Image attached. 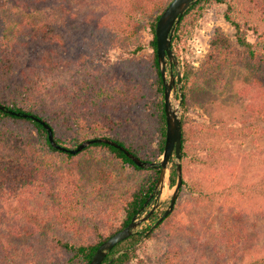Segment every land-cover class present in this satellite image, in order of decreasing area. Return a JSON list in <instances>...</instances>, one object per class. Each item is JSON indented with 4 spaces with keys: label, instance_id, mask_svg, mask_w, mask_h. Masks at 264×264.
Instances as JSON below:
<instances>
[{
    "label": "trees",
    "instance_id": "trees-1",
    "mask_svg": "<svg viewBox=\"0 0 264 264\" xmlns=\"http://www.w3.org/2000/svg\"><path fill=\"white\" fill-rule=\"evenodd\" d=\"M171 1L85 0L73 10L74 4L68 0H16L18 5L14 4L11 13L0 12V105L41 119L64 148L75 149L87 140L106 138L143 162H155L164 153L167 132L156 26ZM246 1L244 12L234 0H201L176 28L172 49L177 55L179 45L198 28L206 7L226 5L225 19L244 51L233 48L216 30L200 73L194 75L187 67L182 71L186 110L182 118L183 186L174 211L148 236L151 239L161 232L166 237L167 249L158 264H212L211 258L200 253L214 231L212 216L204 210L190 226L179 211L181 194L189 190L194 195V201L187 204L190 207L202 209L206 202L213 204L222 197L215 188L235 169L230 158L213 152L206 158L192 157L194 142L211 130L187 117L189 87L220 80L229 69L244 66L252 72L264 64V0ZM56 6L64 11L60 18L53 13ZM86 7H90L87 12ZM18 11L28 17L16 19ZM142 22L152 36L148 47L153 55V82L148 83L133 62L128 63L133 74L129 77L96 65L93 55L98 47H135L134 54L143 51ZM249 31L256 36L254 43L248 41ZM250 107L253 114L264 113V93L258 94ZM192 164L202 168V178L191 182L187 177ZM87 165L99 166L97 173L85 174ZM106 168L122 175L130 169L139 179L108 198L101 182L109 175ZM159 174V168H140L123 151L107 144H94L76 155L59 151L51 145L42 124L0 110V209L6 207L13 213L12 223L0 220V264L44 260L49 264H89L98 248L139 214ZM169 184L171 188L177 184L175 165ZM164 212L156 213L152 221ZM235 212L239 213L233 216L234 224L228 226L234 241L226 246L237 248V253L231 259L225 250L217 264H264L262 248L244 247V238L250 239L245 233V210L237 206L231 210ZM143 237L139 232L118 244L103 264L138 260L139 248L113 259ZM210 248L216 249V244Z\"/></svg>",
    "mask_w": 264,
    "mask_h": 264
},
{
    "label": "rangeland",
    "instance_id": "rangeland-1",
    "mask_svg": "<svg viewBox=\"0 0 264 264\" xmlns=\"http://www.w3.org/2000/svg\"><path fill=\"white\" fill-rule=\"evenodd\" d=\"M68 1L74 4L72 5L73 10L81 7L83 1L85 3V0ZM234 2L244 11L242 6L246 4V0H234ZM0 4L5 5L0 7L1 14L5 15L11 13L14 4L18 5L16 0H0ZM89 8H85L86 12ZM93 8L96 9L95 7ZM226 10V5L207 6L203 18L192 37L179 45L176 56L179 61L181 74L185 67L191 69L194 75L200 73L203 63L210 52L211 40L216 30L221 31L231 41L233 48L244 51V48H240L236 42V31L225 19ZM53 13L59 18L64 15L63 9L59 6L54 8ZM39 14H42V12H39ZM26 16L28 17L25 13L18 11L15 18L20 19ZM241 18L245 19L244 17ZM143 24L142 22L139 28L140 42L146 46L143 51L134 54L133 50L135 47L115 48L112 50L98 47L94 49L93 55L96 65L109 68L114 75L119 74L129 77L132 69H128V63L133 62L138 64L140 71L144 72L145 80L148 83L153 82L155 79V71L152 65L153 55L148 47L152 36L143 29L145 25ZM247 38L251 43L256 40V36L252 31L247 32ZM248 69L250 68L244 66L229 69L224 72L220 80L215 79L213 82L196 83L189 87L187 117L192 122L204 124L211 130L208 134L200 135L194 142L192 157L206 158L211 156L212 153L210 152H213L223 159L230 158L235 169L233 170L234 174L223 176L224 183L220 187L215 188L217 194L222 195V197L221 200L219 197L216 198L213 204L206 202L202 209L190 207L187 204L194 201V195L189 190L181 194V208L179 211L185 214L190 226L193 225L194 220L204 210L208 211L212 216L214 231L210 234L209 239L204 242L207 245L205 250L200 252L202 256L211 258L210 263L212 264H217L225 250L227 251V256L231 259L237 253V248H233L232 245L230 247L226 246L228 241H234V236L228 230V226L229 224H234L233 216L239 213H231V210L237 206H242V211L245 210V217L247 216L245 233L250 236V239L244 238V247L255 245L258 249L262 248L261 250L264 251V113L253 114V111L250 110V105L256 96L264 93V89L260 91L258 89L260 87L264 88V64L259 66L257 70L251 69L254 70L252 72H249ZM259 85L261 86L259 87ZM175 96L178 98L179 94ZM185 112L183 102L182 118ZM161 158L162 156L153 163L158 162ZM172 166L173 164L171 168ZM98 167L97 165H87L84 172L87 175L96 174ZM105 170L108 171L109 175H104V179L101 182L104 186V195L108 198H112L118 190L123 189L124 186L132 185L133 182L139 179V174H135L130 169L126 170V175L113 172L111 168H106ZM222 170L225 169L222 167ZM201 173L202 168L192 164L189 178L187 177V179L191 182L200 180L202 178ZM221 176L222 173L219 175V179ZM173 190L174 188L171 187L164 189L161 198L162 205L157 213L160 214L162 211H166L170 204ZM222 203L229 207L222 205ZM4 218L7 223L9 221L12 223L13 213L7 212L6 207H1L0 220ZM154 223L155 221L153 222L151 218L140 228L139 232L145 235L150 230L149 227H152ZM231 230L234 231V229ZM140 241L142 242L137 247L139 248L137 253L138 260H134L130 264H158L167 249L165 235L158 232L153 238L143 237ZM215 244L216 249L210 248V246L213 247ZM258 255L260 256L261 253ZM34 264L49 263L44 260Z\"/></svg>",
    "mask_w": 264,
    "mask_h": 264
},
{
    "label": "water",
    "instance_id": "water-1",
    "mask_svg": "<svg viewBox=\"0 0 264 264\" xmlns=\"http://www.w3.org/2000/svg\"><path fill=\"white\" fill-rule=\"evenodd\" d=\"M201 0H173L164 10L160 16L156 26V41H157V56L159 69L164 85V109L166 116L167 132L166 143L162 158L156 163L143 162L138 157L134 156L126 149L118 145L116 142L106 139L98 138L87 140L80 144L75 149H67L58 145L55 141L52 128L43 122L41 119L23 113H16L0 105V110L18 117L30 118L42 124L47 130L49 141L51 145L59 151H63L72 155L81 153L84 149L94 144H107L123 151L138 167L140 168H159L160 174L158 182L154 188L153 193L145 203L131 223L122 231L116 233L114 236L104 242L95 253L89 264H103L109 253L121 242L139 233L140 228L148 222L160 209L162 205V195L166 187L170 188L169 179L171 165L176 166L177 184L174 187L170 204L164 214L152 225L149 231L144 235L147 238L152 230L156 229L175 209L176 202L179 198L181 188L183 186V172H182V105L183 94L181 86L182 74L180 71L179 61L175 52L172 49L173 38L176 28L181 21L184 14L196 3ZM175 70V72H174ZM179 94L177 98L175 95ZM142 241H140L132 249L125 250L114 257L118 258L123 253H128L137 248Z\"/></svg>",
    "mask_w": 264,
    "mask_h": 264
}]
</instances>
